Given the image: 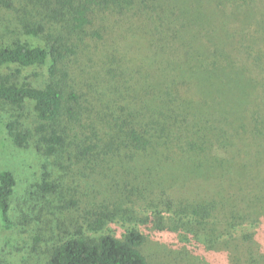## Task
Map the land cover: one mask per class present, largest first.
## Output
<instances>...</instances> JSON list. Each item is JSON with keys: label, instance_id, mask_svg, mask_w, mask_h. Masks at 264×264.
Listing matches in <instances>:
<instances>
[{"label": "trees", "instance_id": "obj_1", "mask_svg": "<svg viewBox=\"0 0 264 264\" xmlns=\"http://www.w3.org/2000/svg\"><path fill=\"white\" fill-rule=\"evenodd\" d=\"M257 5V0H0V14L10 15L0 32V102L19 111L32 105L30 128L18 129L19 119L5 126L14 145L39 161L41 199L55 198L61 211L79 210L78 190L92 188L94 176L108 179L107 165L116 159L120 165L142 160L144 175L153 180L160 169L180 173L182 183L175 188L164 175L162 194L194 193H174L183 200L178 203L160 198L165 209L151 204L157 210L138 222L108 205L85 210L43 264H151L147 236L133 222L174 236L182 246L168 252L174 261L219 264L224 260L217 255L226 253L216 252L222 233L211 215L220 207L236 212L238 206L244 212L235 219L259 225L253 237L264 252V11ZM257 14L255 29L244 36ZM244 42L254 54V79L242 75L233 55ZM86 62L96 73L85 72ZM34 67L47 68L41 85L19 79L22 70ZM82 82L105 87L94 94ZM79 165L86 181L70 197L62 176ZM98 184L103 190L92 189L102 203L123 195L119 184ZM152 184L140 189L149 193ZM15 187L14 173L0 170L5 231L14 227ZM131 188L125 197H142ZM167 209L172 213L165 221ZM118 222L129 226L117 232L110 226ZM251 257L245 264H264Z\"/></svg>", "mask_w": 264, "mask_h": 264}, {"label": "rangeland", "instance_id": "obj_2", "mask_svg": "<svg viewBox=\"0 0 264 264\" xmlns=\"http://www.w3.org/2000/svg\"><path fill=\"white\" fill-rule=\"evenodd\" d=\"M257 4L259 10L264 11V0H257ZM9 16L8 12L0 14V32L6 27ZM256 16L257 17L252 19L253 23L244 28L246 31H243L244 36L255 29L260 14ZM10 27H12V25H10ZM255 42H257V40ZM239 45H235L236 51L233 52V55H235L238 65L242 66L240 68L242 75L254 79V77L256 78V69H254V65L252 64L254 54L249 55V52H247L248 44L246 42H244L241 47ZM260 45H264V43ZM258 48H261V46L256 47V49ZM87 63L88 62L83 63L85 72H89L91 75L96 73ZM46 71V67L24 69L21 71V74H19V79H26L27 82H31L34 85H41V83L45 81ZM86 77L89 78L91 76ZM78 80L79 76L76 75V81L79 82ZM101 83L102 82H100V84ZM81 85L91 86V91L94 94L101 93V87H105L104 84L98 86V84L94 85V83L84 82H82ZM18 114L20 117L16 118ZM14 119H19L20 126L17 124L16 126L21 130L28 129L31 125L35 124V114L31 103H25L23 110L19 111L10 105L0 102V170L12 171L16 178L15 194L11 207V218L14 227L11 231H5L0 223V264H43L54 242L62 237L61 233L63 231L73 228L77 220L81 221L82 215L84 214L85 216V210H95L100 205H104L103 208H105L107 207L106 205H108L110 207L109 209L126 210V218L137 220L138 222V220L144 219L157 209H165L166 206L161 204L159 201L161 200L160 198L163 197L164 200L167 198H174L175 200L177 199L178 203L183 202V200L175 196V194L179 193L187 196L194 194L192 191L180 192V190L172 191L170 189V191L167 190L168 192H173V196H169L167 192H164V194L161 193L162 187H164V175L171 180V182H167V180L166 182L175 185L173 187L175 188L177 186L176 184L182 183L180 173H175L173 170H165L164 172L160 169L156 171L157 174L153 180V178H147L144 175L146 173L143 172L142 167L147 166V163L142 160H133L132 162L120 165L118 159H116L113 163L107 165V167H110V170H106L110 177L100 180V175L97 178L94 176L93 178L95 181L92 182V184H94L92 188H96L98 191L103 190L101 185L98 184L100 181L117 186L119 184L125 188H123L122 197L119 194H113L109 201L102 203V195L94 194L91 187L89 189L85 188L83 190H78V196L80 198L79 210L71 209L61 211L57 209L58 203L55 198L51 196L45 199L40 198L41 195L36 189L40 168L36 155L31 150H21L17 148L7 134L5 122H11ZM81 166L82 165L75 167L73 172L68 171L62 176V179L68 182V188H65V191L69 190L70 197L75 194L77 186L83 184L82 180L86 181L79 174L80 171L78 168ZM87 170L90 171L89 169ZM86 173L87 175L89 174L88 172ZM151 181H153V184L149 189V193L141 190L144 188L145 184ZM131 187H137V189L141 188L140 190L143 193V195H141L142 197H125V195H129V191L132 190ZM121 198L123 200L122 202L120 200ZM184 198L187 199V197ZM151 204H154L157 209L154 207L151 208ZM230 206L232 205L230 204ZM236 212L242 214L244 212L243 207L238 206ZM236 212L228 210L227 207L223 209L220 207L211 215L212 219L219 226L217 233H222L218 240L219 244L216 245V252L226 253L224 257L222 253L217 255V257L224 260L219 264H245V260L250 255H252L249 260L251 262L256 258L264 259V252L259 250V246L255 244V239L253 237L257 228L256 226L259 227V225L251 224V222L247 220L244 221L243 218L235 219ZM171 213L172 212H169L168 209L163 212L165 221ZM126 218L124 219L127 220ZM137 222H133V225L138 224L140 231L147 236L148 244L145 254L151 264H183L185 262L182 261L181 257L176 259L178 261H174V257L168 255V252L171 250L182 247L181 245H177V239H175L174 236L145 228V225ZM128 226V222L125 225L118 222L110 227L113 230L121 231V227ZM246 237L250 238V241L248 240L247 244L243 246L241 243L243 242V238ZM226 245H229V248L226 249ZM188 262L197 264L192 261ZM201 264L209 263L203 262Z\"/></svg>", "mask_w": 264, "mask_h": 264}]
</instances>
